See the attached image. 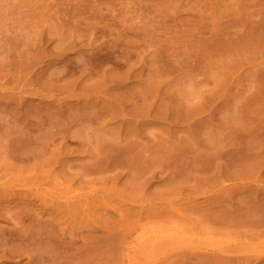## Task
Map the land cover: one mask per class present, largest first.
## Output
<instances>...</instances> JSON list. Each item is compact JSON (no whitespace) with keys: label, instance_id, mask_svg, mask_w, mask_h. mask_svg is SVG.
I'll list each match as a JSON object with an SVG mask.
<instances>
[{"label":"rangeland","instance_id":"obj_1","mask_svg":"<svg viewBox=\"0 0 264 264\" xmlns=\"http://www.w3.org/2000/svg\"><path fill=\"white\" fill-rule=\"evenodd\" d=\"M262 254L264 0H0V264Z\"/></svg>","mask_w":264,"mask_h":264},{"label":"bare ground","instance_id":"obj_2","mask_svg":"<svg viewBox=\"0 0 264 264\" xmlns=\"http://www.w3.org/2000/svg\"><path fill=\"white\" fill-rule=\"evenodd\" d=\"M174 211L178 214L180 213L178 209H175ZM262 256H264V254H262Z\"/></svg>","mask_w":264,"mask_h":264}]
</instances>
